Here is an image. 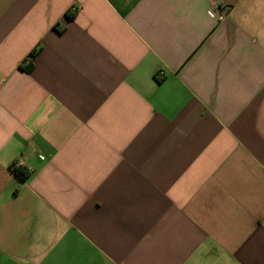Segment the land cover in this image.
Wrapping results in <instances>:
<instances>
[{
  "label": "crops",
  "instance_id": "crops-1",
  "mask_svg": "<svg viewBox=\"0 0 264 264\" xmlns=\"http://www.w3.org/2000/svg\"><path fill=\"white\" fill-rule=\"evenodd\" d=\"M0 264H264V0H0Z\"/></svg>",
  "mask_w": 264,
  "mask_h": 264
},
{
  "label": "trees",
  "instance_id": "trees-1",
  "mask_svg": "<svg viewBox=\"0 0 264 264\" xmlns=\"http://www.w3.org/2000/svg\"><path fill=\"white\" fill-rule=\"evenodd\" d=\"M13 173L22 181H26L31 176V171L25 167L21 166H13L12 167Z\"/></svg>",
  "mask_w": 264,
  "mask_h": 264
},
{
  "label": "built area",
  "instance_id": "built-area-1",
  "mask_svg": "<svg viewBox=\"0 0 264 264\" xmlns=\"http://www.w3.org/2000/svg\"><path fill=\"white\" fill-rule=\"evenodd\" d=\"M207 15L210 19L212 20H216V21H219V22H222L225 20L226 16L222 13H218L216 8H212L211 10H209L207 12Z\"/></svg>",
  "mask_w": 264,
  "mask_h": 264
}]
</instances>
